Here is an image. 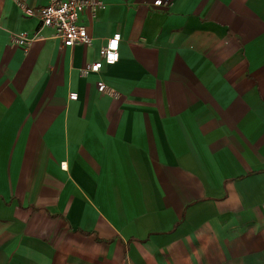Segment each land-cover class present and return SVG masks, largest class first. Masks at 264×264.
Segmentation results:
<instances>
[{
  "label": "crops",
  "instance_id": "obj_1",
  "mask_svg": "<svg viewBox=\"0 0 264 264\" xmlns=\"http://www.w3.org/2000/svg\"><path fill=\"white\" fill-rule=\"evenodd\" d=\"M102 1L60 48L0 0V264H264V0Z\"/></svg>",
  "mask_w": 264,
  "mask_h": 264
},
{
  "label": "built area",
  "instance_id": "obj_2",
  "mask_svg": "<svg viewBox=\"0 0 264 264\" xmlns=\"http://www.w3.org/2000/svg\"><path fill=\"white\" fill-rule=\"evenodd\" d=\"M20 11L26 16H35L42 26L54 30V37L59 40L60 48H72L75 45L89 46L92 37L87 27L80 24L79 17L84 11L93 15L97 10L104 8L102 0H49L46 5L35 7L26 3V0H13ZM154 5H165L162 0H155ZM35 38L10 33V41L13 44L28 49ZM120 33L115 32L108 37L99 49V60L83 65L79 71L82 76L91 72H98L102 64H114L119 59ZM99 93L117 98L119 92L106 85L104 82L96 83ZM68 98L77 99L76 92H69Z\"/></svg>",
  "mask_w": 264,
  "mask_h": 264
}]
</instances>
